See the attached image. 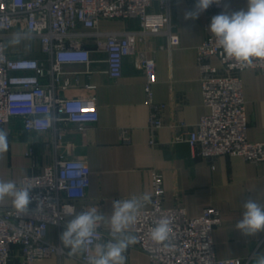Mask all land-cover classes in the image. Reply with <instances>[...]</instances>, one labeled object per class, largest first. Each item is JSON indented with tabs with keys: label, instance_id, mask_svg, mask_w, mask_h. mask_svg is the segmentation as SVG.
Listing matches in <instances>:
<instances>
[{
	"label": "built area",
	"instance_id": "1",
	"mask_svg": "<svg viewBox=\"0 0 264 264\" xmlns=\"http://www.w3.org/2000/svg\"><path fill=\"white\" fill-rule=\"evenodd\" d=\"M221 7L212 5L215 12ZM214 16V15H213ZM137 22V28L117 31L100 30L101 20ZM210 22L205 24L208 31ZM164 36L168 50L180 44L172 16V0H0V126L18 121L25 131L54 130V161L39 173L25 175L18 186L31 188L34 198L27 215H18L13 206H0V264H11L15 251L20 264H34L53 254L67 252L61 245L47 240L48 226H66V216L73 214L77 202L84 200L90 185V167L84 159L73 157V144L62 153L65 128L73 124L78 132L98 121L96 85H85L84 96L64 97L59 93L71 86L65 64L88 65L91 50L107 54L108 73L117 79L122 75L124 59L134 56L145 74L144 90L151 108L149 144L158 145V132L164 126L161 110L164 104L154 100L156 61L137 45L148 37ZM38 41L45 56L13 55L8 41ZM216 56L220 66L212 63ZM197 64L204 105L209 109L195 125L176 122L173 142H187L195 156L214 159L221 155L243 156L246 160L264 162V141L247 136L248 120L241 72L252 68L264 73V61L241 65L227 59L212 33L208 32L197 47ZM123 141H129V130H121ZM151 203L143 208L131 233L136 242L130 246L147 253L150 264H248L253 256L219 258L216 255L213 230L221 222L215 206L205 208L198 216H189L183 207L163 206V176L152 172ZM37 198V199H36ZM37 203L39 207H37ZM86 210V208H84ZM170 220L171 242L158 245L149 232L161 218ZM99 236L88 242L77 259L89 264L97 242L112 239L102 224Z\"/></svg>",
	"mask_w": 264,
	"mask_h": 264
},
{
	"label": "crops",
	"instance_id": "2",
	"mask_svg": "<svg viewBox=\"0 0 264 264\" xmlns=\"http://www.w3.org/2000/svg\"><path fill=\"white\" fill-rule=\"evenodd\" d=\"M196 0H172V16L180 44L171 50L164 36L148 37L137 45L145 49L156 61L154 100L164 104L161 117L164 126L158 132V145L149 144L148 124L151 108L144 90L145 74L134 56L124 59L122 75L114 79L108 73L107 54L98 51L92 42V61L88 64H65L63 69L71 86L60 91L64 97L84 96L85 85H96L95 95L99 119L85 133L78 132L73 124L66 126L64 142L59 150L66 153L73 144L72 156L84 159L90 167V185L84 200L77 202L76 213L95 206L105 214L102 222L108 227V216L113 202L153 191L152 172L163 176V206L183 207L189 216H198L209 206L221 213V222L213 230V242L219 258L249 257L264 253V232L246 237L235 229L242 217V205L248 199L264 203V162L255 163L243 156L221 155L214 159L195 156L187 142L174 143L179 131L176 122L195 125L209 109L204 105L197 47L210 32L205 24L213 15L231 13L245 8L247 0H221L215 12L204 11L195 20L185 19L193 11ZM100 30L124 31L137 28V22L127 20H101ZM211 33V32H210ZM7 51L13 55H29L39 59L45 56L38 41H8ZM212 63L220 66L213 56ZM248 120L247 136L251 141H264V73L247 68L241 72ZM129 130V141H123L121 130ZM8 134V150L0 154V180L19 183L27 174L39 173L55 158L56 132L25 131L18 121L0 126ZM0 206H12L10 198L0 200ZM147 204L144 208H147ZM66 216V224L72 218ZM132 227V226H131ZM65 226L50 225L48 241L61 245ZM132 235L131 228L128 232ZM66 254H53L34 264H83L68 247ZM125 264H150L146 252L129 245L124 253ZM253 257L248 264H254ZM21 255L15 251L11 264H20Z\"/></svg>",
	"mask_w": 264,
	"mask_h": 264
},
{
	"label": "clouds",
	"instance_id": "3",
	"mask_svg": "<svg viewBox=\"0 0 264 264\" xmlns=\"http://www.w3.org/2000/svg\"><path fill=\"white\" fill-rule=\"evenodd\" d=\"M220 3L221 0H196L194 10L187 12L185 19L195 20L210 6ZM208 30L216 38L227 59L241 65H251L254 60L264 61V0H247L245 8L213 16ZM8 146V134L0 129V154L5 153ZM30 193L31 188L28 186H18L13 180H0V200L10 198L18 215L34 211L30 209L34 199ZM149 203L151 196L148 193L113 202V211L107 215L112 239L95 244L89 264H125L124 253L129 245L136 242V237L128 234L129 229ZM242 207V218L236 222L235 229L246 237H255L264 232V203L248 199ZM71 217L60 239L63 246L68 247L72 253H78L87 250L90 240L98 238L97 229L104 222L105 214L97 207L90 206L79 213L73 210ZM148 235L154 243L169 246V218L161 217ZM253 259L254 264H264V253L254 254Z\"/></svg>",
	"mask_w": 264,
	"mask_h": 264
}]
</instances>
